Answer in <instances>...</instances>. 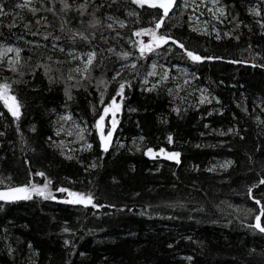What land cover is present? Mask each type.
Returning a JSON list of instances; mask_svg holds the SVG:
<instances>
[{
	"label": "trees",
	"instance_id": "1",
	"mask_svg": "<svg viewBox=\"0 0 264 264\" xmlns=\"http://www.w3.org/2000/svg\"><path fill=\"white\" fill-rule=\"evenodd\" d=\"M23 3L24 0H0V4L7 6V14L0 16V45L22 49L23 82L14 88L27 105V115L22 119L23 139L17 134L15 124L0 120V131L6 132L0 137V190L32 184L42 186L46 177L52 181L50 190L56 199L34 196L10 204L0 202L3 209L0 264H264V234L246 226L255 222L246 209L258 214L260 207L246 191L264 171V111L258 106L264 100V67H251L252 63H264V35L256 23L260 17L249 12L261 0H219L227 18L208 19L207 34L192 30L190 9L174 8V15L170 13L171 18L161 31L183 41L202 56L222 58L195 64L186 57L180 59L181 50L171 44L159 49L160 54L134 60L139 53L135 46H130L129 38L146 41L147 36L137 38L132 36V31L154 26L149 21L154 15L162 14L160 10L147 6L146 10L136 9L142 13L137 24L135 18L127 17L126 5L116 12L102 9L103 17L114 15L127 24L125 29L116 26V31L124 37L117 40L113 39L116 33L104 27L89 28L88 16L83 17L85 23L81 24L74 6L70 12H61L59 0H54L56 14L15 7ZM42 4L46 8L53 6L50 0H33L30 7L39 9ZM177 4H182L181 0ZM12 24L16 26L10 28ZM62 25L64 32L59 31ZM69 29L95 32L97 39L92 47L98 52L111 45L119 52L133 53V58L124 61L103 51L100 57L103 65L92 72L91 84L85 82L87 91L73 89L74 100L68 103L67 113L76 124L91 132V135L85 133L87 141L93 144L91 150L86 149L83 141H77V129L71 136L63 132L60 137L55 136L57 115L65 113V85L61 82L49 85L42 68L36 70L35 76L31 75L33 65L38 63L58 67L65 76L79 63H53L56 59H69L70 50L78 53L89 50L85 41L71 43ZM217 31L221 35L219 40ZM34 32L37 34L32 35ZM226 32L230 35L225 36ZM100 33L108 43H104ZM45 35L49 36L48 40L43 39ZM52 36H61L62 40L56 42ZM53 43H58L56 50L52 49ZM59 47H64L65 52H59ZM168 47L173 50L171 55L165 52ZM50 56L52 61L48 59ZM229 60L239 63H228ZM131 62H137V78L130 75L131 68H122ZM153 63L157 65V76L148 77L150 83L145 86L142 78ZM161 65L166 69H161ZM116 69L123 71L120 79L128 77L133 87L126 89L128 99L118 116L120 124L110 152L104 154L92 128L96 117L91 105L99 102L96 83L100 76L103 74L110 80ZM164 70L169 71V81L152 92L141 91L156 83ZM4 78L21 79L12 72L0 71V80ZM118 82L108 87L105 103L114 94ZM202 95L212 103L200 104ZM129 106L137 111H128ZM173 108H179L181 114L177 115ZM0 109L6 112L2 104ZM8 120L11 121L10 115ZM32 124L36 125L35 133L29 131ZM68 126L71 130L75 127L71 122L63 123L65 129ZM230 128L234 129L232 133L218 134ZM168 135L173 136L172 143L168 142ZM48 136L57 142L63 139L65 147H49ZM133 140L140 151L135 150ZM121 143L124 147H117ZM149 147L158 154L155 158L145 155ZM257 147L262 151L257 152ZM161 148L179 151L181 164L177 166L165 159L159 151ZM68 155L73 159H66ZM229 160L233 164L226 171L219 167ZM92 163L97 167H89ZM213 166L215 172L205 171ZM38 172H44L45 177L37 175ZM60 187L92 193L95 202L115 207L97 210L59 203L69 198L67 193L57 191ZM198 208L203 211H197ZM66 227L74 235L65 232ZM65 240H70L71 245L65 246ZM29 244L32 249L28 248ZM8 245L15 249L12 255ZM251 249L256 251L248 255ZM188 256L193 259L187 260Z\"/></svg>",
	"mask_w": 264,
	"mask_h": 264
},
{
	"label": "snow or ice",
	"instance_id": "2",
	"mask_svg": "<svg viewBox=\"0 0 264 264\" xmlns=\"http://www.w3.org/2000/svg\"><path fill=\"white\" fill-rule=\"evenodd\" d=\"M33 0H24L23 4H17L15 7L17 8H26L29 7L30 11L33 13H36L38 11L44 10V11H50L56 14L55 9V3L54 0H50L52 2V7L46 8L41 5V8H34L30 7ZM201 4L205 3V0H200ZM213 5H216L219 3V0H212ZM59 3L61 4L60 11L61 12H70L74 10L79 14L81 17V24L85 23L83 20V17L88 16L90 19L87 21L88 27L91 29H98L100 27H104L107 30H110L112 32H115L116 35L113 37V39H123L124 37L121 35L120 32L116 31V26L118 25L120 29H125L127 27V24L125 23V20L119 19V17H116L114 15H108L106 17H103L102 9H111L113 12H116L120 10L122 6H127V17L128 18H135L134 23L139 24L141 22V16L142 13L140 11H137L136 9L146 10L147 9H153V10H160L162 14L154 15L153 19L149 21L150 25L149 27H141L138 30L132 31V36H135L137 38L147 36L149 37V40L147 43L143 39H139L136 41H133L129 38V44L130 46H135V51H138L139 55L134 57L135 61L140 60H146L148 56H150L153 53L160 54L158 52L159 49L164 48L166 45H173L177 49L181 50L182 55L180 56V59H184L185 57L187 60L195 63H204L205 61H212L216 59H222L221 57H213V56H202L199 54L195 49H190L186 47L185 43L181 40H177L176 38L172 37L170 34H167L166 32H162V28H166V20L170 19V13H173L174 8H184L185 10L190 6L188 3V0H183L182 4L178 5L177 0H81V2L76 3V0H72V3H69V0H59ZM136 6V8H132V6ZM200 7L199 4L195 5L193 7V11L195 12ZM209 11H212V9H208ZM217 11L220 13V16H223L227 18L225 9L223 7H220L217 9ZM250 14L255 17H260L256 21V23L259 25L261 31V35H264V0H261V3L249 10ZM100 15H97V14ZM7 14V6L5 4H0V16ZM103 17V18H102ZM46 19V17H45ZM191 20V17L189 18ZM40 21L37 20V24H39ZM64 23H68L67 20L64 21ZM15 24L9 25V27H15ZM27 27V26H26ZM237 27H239V23H237ZM64 26L62 25L59 29L60 32H64ZM193 31H197L196 28L192 29ZM38 32V30H37ZM69 32H71V35L69 36V40L71 43L75 44L77 40L85 41L89 44V50L83 53H78L75 51H68V58L67 60H61L56 59L53 61L56 65H61L64 63H72L73 61H78L79 63L74 64L73 67L69 70L67 76L63 74L60 68H53L50 64L46 63H38L33 65V70L31 72L32 76H35L37 69H43L44 70V76L48 79L49 85L55 84L57 82H61L65 85L64 87V107H65V113L64 114H58L56 118V125L57 128L55 130V136L60 137L62 132H65L66 129L63 127V123L71 122L73 125H75L77 129V135L78 139L80 141H83L86 149L91 150L93 148V144L88 142L85 133L88 135H91V132L87 127H81L79 124H76V121L73 119V116L69 113H67L68 103L70 101L74 100L73 96V89L79 90L80 88H84L85 91H87V85L91 84L92 82V72L97 68L101 67L103 65V60L100 58L102 56L103 51H107L110 53H113L116 55L119 59H122L124 61L130 60V58H133L132 52H119L116 48L109 45L107 49H102L101 51H97L95 47H92L93 42L97 39V36L95 32L86 33L84 31H72L69 29ZM37 33L34 32L32 35H36ZM201 34H207V29H204ZM225 36L230 35V33H224ZM100 38L104 40V43H108L107 38L103 37V33H100ZM221 35L220 32H216V39H220ZM44 40H48L49 36L45 35L43 37ZM52 39L56 42H60L62 40L61 36H52ZM236 39L238 40L239 37L237 36ZM58 47V43L52 44V49L56 50ZM251 47V46H250ZM59 52L64 53L65 48L59 47ZM15 53L14 59H8L7 61V69L8 71H11L14 75H19L21 77L20 80H10L9 78H4L3 80H0V104L3 105V109H6V112L2 109H0V120L8 121L9 124H15L16 132L21 136V139H23V132H22V119L27 115L26 113V107L27 105L25 102L18 97V94L14 88V85L20 84L22 81V77L24 73L21 71V68L24 66L21 64V52L22 49L20 48H13V47H5L3 45H0V64L4 62V57H6L9 53ZM165 52L172 54L173 50L171 47L165 48ZM30 59V58H29ZM50 61L53 60V58L50 56L48 57ZM264 59V57H262ZM228 63H239V61H233L229 60ZM25 64L28 63L27 60L24 62ZM137 62H131L122 65V68H131L133 71L130 73V75L133 78H137L139 76V73L137 71ZM163 67V66H161ZM251 67H264V63L262 64H256L252 63ZM151 71H147L145 73V76L142 78V82L145 86L149 85L150 81L148 77H156L157 76V65L153 63L151 65ZM53 72L60 73L59 75H53ZM195 76V74L193 73ZM123 76V71L121 69H116L114 71V74L112 75L110 80H106L103 76V74L100 76L99 80L96 83V89L99 93V102L98 105L92 104V112L94 117L96 119L94 120L92 124V128H94L97 132L98 139H99V148L102 153L108 154L110 152V149L113 144V138L114 135L117 132V128L120 124V120L118 118V115L122 113L125 101L128 99V93L126 89H130L133 87L131 80L128 79V77H124L123 79H120ZM198 78V77H196ZM117 86L115 89H113L114 94L111 96H108V102L105 103V97L108 94V87L113 83L117 82ZM169 81V71L164 70L159 74V80L156 83H152L151 87L142 88L141 91H148L152 92L156 90L158 87L162 86L164 83ZM187 83V81H185ZM169 94H172V89H169ZM119 98V100L117 99ZM212 103V100L208 99L206 96L202 95L200 97L199 103L204 104ZM217 103L220 101L217 100ZM91 103V102H90ZM261 107V111H264V100L261 101V105H258ZM52 112H55V109L51 110ZM128 111L135 112L137 109L128 107ZM173 111L176 112L177 115L181 114V110L179 108H173ZM245 111H247L245 109ZM221 115L223 113H220ZM9 115L11 116V121L8 120ZM209 116L212 115L211 112L208 113ZM63 122V123H62ZM110 125V126H109ZM205 127H208V125H205ZM29 131L32 133H35L37 131L36 125L32 124L29 128ZM234 129H228L226 132L221 131L218 134L221 136L228 135L232 133ZM68 136H71L73 133L71 131H67L66 133ZM239 135V133H236ZM6 135L5 131H0V137H3ZM141 141L143 140V137L139 138ZM240 139H244L243 136H240ZM167 140L169 143L173 142V136L168 135ZM47 141L49 142V147L55 146L56 148H63L65 147V142L63 139H61L59 142H57L53 136H48ZM133 145L135 147L136 151H140L141 148L137 144V141L133 140ZM117 147L123 148L124 144H118ZM197 147H200V145H197ZM71 151V150H70ZM160 153H163V156L165 159L173 161L177 166L181 164V153L179 151H165V149L161 148ZM257 152H261V147L256 148ZM63 154V152L61 153ZM264 154V153H262ZM145 155H148L152 158H155L157 153L153 151L152 148H148L145 152ZM66 159H73V156L68 155L66 156ZM252 160V157L249 156V161ZM233 164V161H225L223 164L219 165L220 168L223 170H227L229 167H231ZM91 168L97 167L95 163H92L89 165ZM87 170V169H86ZM194 170L199 171V168H195ZM205 171L209 172H215L216 166L210 167L208 169H205ZM37 175L41 177H45L44 172H38ZM259 178L255 180L254 183H252L246 191V195L254 201L255 205L260 206L258 214H254V210L249 208L246 209V212L249 216H252L254 218V223L246 225L247 227L256 230L260 234H264V224H262V217H264V171L258 174ZM116 182V181H114ZM52 181L48 180L45 177V183L42 186L32 184L31 187L28 185H23L20 187H10L7 190L0 191V202H3L4 204H10L15 203L18 200H31L34 196H38L42 198L43 200H55L56 197L52 194L50 190V185ZM60 193H67V196L69 198L59 200L57 202L63 203V204H70V205H82L85 208H88L89 206L93 209L99 210L102 207H115L114 205H101L94 201L93 194L92 193H80L77 191H71L68 188L60 187L57 189ZM257 196H260L261 198H256ZM2 207H0V211H2ZM123 211L124 209H120ZM197 211H203L202 208H198ZM143 214V213H141ZM7 229H5V232ZM65 232L70 233V235H74V233L71 232L70 229L67 227L64 228ZM188 239H191V237H188ZM5 240H7V237H5ZM70 240H65L64 244L65 246L71 245ZM9 247V255H12L15 249L11 248V245H8ZM169 247H172L171 244H169ZM29 249H32V245H28ZM255 249H251L248 253V255H252L255 253ZM81 255H84V253H81ZM31 257H29L30 259ZM187 260L191 261L193 257L188 256L186 257Z\"/></svg>",
	"mask_w": 264,
	"mask_h": 264
},
{
	"label": "rangeland",
	"instance_id": "3",
	"mask_svg": "<svg viewBox=\"0 0 264 264\" xmlns=\"http://www.w3.org/2000/svg\"><path fill=\"white\" fill-rule=\"evenodd\" d=\"M181 2H183V0H181ZM189 3V7L188 9H190V11L192 12L191 17L193 19V28H196L198 32H203L204 29H207L208 31V25H209V20L208 19H213L216 20V16H220V13L217 11L218 8L222 7L219 4L213 5L212 0H205L204 4H201L200 0H188ZM199 4L200 7L194 12L193 11V7H195V5ZM208 9H212V11H209ZM211 33H215L214 31H212ZM149 40V37H147L145 43H147ZM5 47H9V46H5ZM15 58V53H9L6 57H4V62L2 64H0V71L1 72H11L6 70L7 69V61L8 59H14ZM162 66V65H161ZM160 66V67H161ZM161 69H166V67H161ZM152 70V69H151ZM150 70V71H151ZM119 116V115H118ZM110 126V125H109ZM66 133L67 131H71L73 133V131L76 130V127H74V129L71 130V126L66 127ZM64 134H66L65 132H63ZM75 136H78L77 134ZM77 141H80L79 139ZM0 191H4V190H0Z\"/></svg>",
	"mask_w": 264,
	"mask_h": 264
},
{
	"label": "water",
	"instance_id": "4",
	"mask_svg": "<svg viewBox=\"0 0 264 264\" xmlns=\"http://www.w3.org/2000/svg\"><path fill=\"white\" fill-rule=\"evenodd\" d=\"M253 201V200H252Z\"/></svg>",
	"mask_w": 264,
	"mask_h": 264
}]
</instances>
